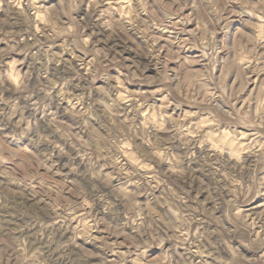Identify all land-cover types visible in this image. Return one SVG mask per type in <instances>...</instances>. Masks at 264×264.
<instances>
[{"label":"rangeland","instance_id":"374dc122","mask_svg":"<svg viewBox=\"0 0 264 264\" xmlns=\"http://www.w3.org/2000/svg\"><path fill=\"white\" fill-rule=\"evenodd\" d=\"M0 264H264V0H0Z\"/></svg>","mask_w":264,"mask_h":264}]
</instances>
